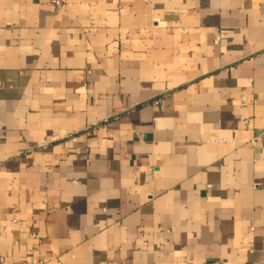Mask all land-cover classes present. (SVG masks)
I'll return each mask as SVG.
<instances>
[{
    "label": "crops",
    "instance_id": "obj_1",
    "mask_svg": "<svg viewBox=\"0 0 264 264\" xmlns=\"http://www.w3.org/2000/svg\"><path fill=\"white\" fill-rule=\"evenodd\" d=\"M264 0H0V261L264 264Z\"/></svg>",
    "mask_w": 264,
    "mask_h": 264
},
{
    "label": "built area",
    "instance_id": "obj_2",
    "mask_svg": "<svg viewBox=\"0 0 264 264\" xmlns=\"http://www.w3.org/2000/svg\"><path fill=\"white\" fill-rule=\"evenodd\" d=\"M56 5H60V0H54ZM264 140V130H262L258 135H256L255 137H253L250 142L251 143H255L257 141H261ZM43 260L42 259H38V258H33L31 261V264H43ZM0 264H6L4 261H0ZM22 264V263H20ZM214 264H221V263H214Z\"/></svg>",
    "mask_w": 264,
    "mask_h": 264
}]
</instances>
